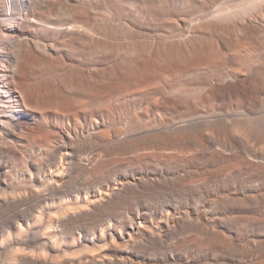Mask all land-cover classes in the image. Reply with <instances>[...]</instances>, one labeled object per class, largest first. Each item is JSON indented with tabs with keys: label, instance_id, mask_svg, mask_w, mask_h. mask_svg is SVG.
I'll return each instance as SVG.
<instances>
[{
	"label": "bare ground",
	"instance_id": "obj_1",
	"mask_svg": "<svg viewBox=\"0 0 264 264\" xmlns=\"http://www.w3.org/2000/svg\"><path fill=\"white\" fill-rule=\"evenodd\" d=\"M0 264H264V0H0Z\"/></svg>",
	"mask_w": 264,
	"mask_h": 264
}]
</instances>
